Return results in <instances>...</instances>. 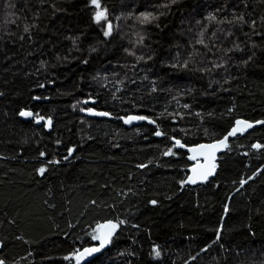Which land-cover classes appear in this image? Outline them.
<instances>
[{
  "label": "trees",
  "instance_id": "trees-1",
  "mask_svg": "<svg viewBox=\"0 0 264 264\" xmlns=\"http://www.w3.org/2000/svg\"><path fill=\"white\" fill-rule=\"evenodd\" d=\"M101 5L110 35L90 0H0V260L77 264L112 222L86 264H264V123L205 185L182 183L192 162L176 147L264 121V0ZM131 114L155 123L127 128Z\"/></svg>",
  "mask_w": 264,
  "mask_h": 264
},
{
  "label": "snow or ice",
  "instance_id": "snow-or-ice-1",
  "mask_svg": "<svg viewBox=\"0 0 264 264\" xmlns=\"http://www.w3.org/2000/svg\"><path fill=\"white\" fill-rule=\"evenodd\" d=\"M91 5L94 6V8L96 9V11L94 12V19L96 21V23H101L102 21H107L108 20V14H107V8L104 7L102 8L101 5V0H90ZM173 3L176 2V0H172ZM156 17H150L149 15H145L143 16V22H148L150 19H155ZM242 19V17H241ZM112 32V24L110 22L107 23V30L105 31V35H110ZM201 43H203V41H201ZM142 59V57H141ZM186 66V65H185ZM37 99H39V97H36ZM84 103H88V101H84ZM83 111V109H82ZM88 111L93 114V115H99V116H108L110 115L107 112H94L92 109H88ZM20 116L22 117H32L33 113L32 112H28V111H21L19 113ZM43 117H36L37 122H39L40 120H42ZM133 120H147L149 123H155V121L153 120H149L148 117L146 116H131L129 117L127 120H125V123H132ZM257 123H264V121H258ZM47 124L50 127L52 124L51 119L49 118L47 120ZM253 127V124L248 122V121H244V120H237L236 121V127H234L227 136L224 137V139L220 140L219 142L215 143V144H211V145H200L197 148H190L189 151L193 153V155L191 157H189L192 160H195L196 166L193 167L191 169L193 175L188 177L186 181L182 182V183H193L195 184L198 180L199 181H207L208 178L212 175L215 174L216 168H217V164L215 163L216 161V152L219 151L221 148H227L228 144V137L229 136H235L237 133H243L244 131H246L247 129ZM156 136H161L163 135L162 132L160 131H156L155 132ZM176 145L180 148L185 147V145H183L179 140H176ZM254 147L256 148H260V147H264L261 145H254ZM74 149H70L69 150V154H71V152H73ZM41 155H44L43 153H41ZM165 155H174V153L169 150L168 152L165 153ZM203 157L205 160V163L201 164L199 157ZM65 159H67V157H65ZM39 174L43 175L46 171L45 168H40L39 170ZM243 183H246V181H244ZM153 204L156 203V201H152ZM227 211V209H226ZM120 223H123V221H121ZM120 226L119 223H112V222H108L106 224L103 225H99L97 228V234L95 236H93V239L97 240L100 242L99 247H92V248H85L83 249V251H77L75 253H73V256L71 257H66V259H73L75 258L77 264H80V261H82L85 257L87 256H91L93 253L99 252L102 248H104L107 244H109L111 242L112 236L114 235L116 229ZM219 231H222L219 230ZM219 231L217 234L216 239L219 240L220 239V235H219ZM155 252V256L159 257L161 255L159 248L157 247L156 249H154ZM0 264H4L3 260H0Z\"/></svg>",
  "mask_w": 264,
  "mask_h": 264
},
{
  "label": "water",
  "instance_id": "water-1",
  "mask_svg": "<svg viewBox=\"0 0 264 264\" xmlns=\"http://www.w3.org/2000/svg\"><path fill=\"white\" fill-rule=\"evenodd\" d=\"M87 101H88L87 104H90V105H95V104H96V100L89 99V100H87ZM90 109H92L94 112H102V111H99V110H97V109H95V108H90ZM25 111L30 112L29 110H25ZM82 114L85 115V116H87V117H89V118H101V117H102V116H99V115H93V114H91V113L88 111V109L82 111ZM131 116H142V115L131 114V115H128V116L120 117L119 120H121V121L123 122V124L125 125V127H127V128L137 127V126L142 125L144 122H146V120H133L132 123H130V124H129V123H125V120H127V119H128L129 117H131ZM39 117H43V119L40 120L39 122H37L36 117H34L35 124H36L37 126L44 125V128H45L46 131H49V132L52 131L53 120L51 119L52 124H51V126L49 127L48 124H47V120H48V119H46L44 116H39ZM21 118H22V119H28V117H22V116H21ZM242 120H244V121H248V122L252 123V124H253V127L247 129V130L244 131L243 133H237L235 136H229V137H228V141H227L228 147H229L230 141H231L232 139H235V138H237V137L245 136V135H247L248 133L252 132L255 128H258V127H260V126L262 125V123H257L258 121L253 122V121H249V120H246V119H242ZM234 127H236V122H235V124L233 125V127L228 131V133H229ZM228 133H227L225 136H227ZM225 136H223V137L220 138V139H217V140L211 141V142H202V143H199V144H196V145H191V146H187V145H185V147H183V148H184V150L187 152L188 156L191 157V156L193 155V153L189 151L190 148H197V147H199V146L202 145V144H203V145H211V144H215V143L219 142L220 140L224 139ZM228 147H227V148H221L219 151L216 152V161H215V163L217 164V168H216V171H215V174H214V175L210 176V177L208 178L207 181H199V180H198L195 184H193V183H186V184L189 185V186H191V187H197V186L205 185V184H207L211 179L215 178L216 175H217V171H218V162H219V160H220V157H221L222 154H224V153L228 150ZM189 159H190V158H189ZM190 160H191V162H192V165H191L190 168H189V173H188L187 178L193 175L191 169H192L193 167H195V166H196V163H197L195 160H192V159H190ZM199 160H200V163H201V164L205 163V160H204V158H203L202 156L199 157ZM186 180H187V179H186ZM106 223H108V222H106ZM106 223H104V224H106ZM102 225H103V224H102ZM112 237H113V236H112ZM111 243H112V239H111V242H110L109 244H107L104 248H102L99 252L93 253L91 256H87V257H85L82 261H80V264H86V263L90 262L91 260H93L94 258H96L97 256L103 254L106 250L109 249V247L111 246ZM99 244H100V242L98 241L96 244H93V245H90V246H86V247H84L83 249H85V248H92V247H99ZM83 249H81L80 251H83Z\"/></svg>",
  "mask_w": 264,
  "mask_h": 264
},
{
  "label": "flooded vegetation",
  "instance_id": "flooded-vegetation-1",
  "mask_svg": "<svg viewBox=\"0 0 264 264\" xmlns=\"http://www.w3.org/2000/svg\"><path fill=\"white\" fill-rule=\"evenodd\" d=\"M90 108H91V107H88V109H90ZM102 112H103V111H102ZM29 118H33V119H34V117H28V119H29ZM101 118H103V116H102ZM122 123H123V122H122ZM176 147H177V148H180V147H178L177 145H176Z\"/></svg>",
  "mask_w": 264,
  "mask_h": 264
},
{
  "label": "rangeland",
  "instance_id": "rangeland-1",
  "mask_svg": "<svg viewBox=\"0 0 264 264\" xmlns=\"http://www.w3.org/2000/svg\"><path fill=\"white\" fill-rule=\"evenodd\" d=\"M107 23H108V21L105 22L106 26H107ZM154 258H155V259H159L160 256H159V257H156V256L154 255Z\"/></svg>",
  "mask_w": 264,
  "mask_h": 264
}]
</instances>
